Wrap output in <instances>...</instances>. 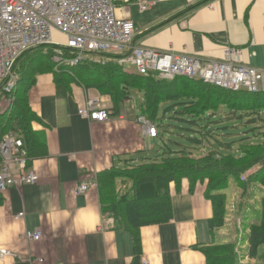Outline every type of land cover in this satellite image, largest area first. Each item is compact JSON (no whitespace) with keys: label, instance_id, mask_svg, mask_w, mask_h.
Wrapping results in <instances>:
<instances>
[{"label":"crops","instance_id":"crops-1","mask_svg":"<svg viewBox=\"0 0 264 264\" xmlns=\"http://www.w3.org/2000/svg\"><path fill=\"white\" fill-rule=\"evenodd\" d=\"M141 2L152 4L141 10ZM115 14L133 21V45L264 69V0H124ZM227 48L237 52L227 57ZM91 96L109 109L107 121L78 115ZM28 101L41 121L31 126L42 135L46 155L28 163L35 183L1 192L0 249L9 253L0 264H206L196 248L211 240L205 184L187 178L170 184L172 217L139 229L137 259L129 233L101 211L99 173L136 163L135 155L147 150L138 114L113 113L108 96L78 83L65 92L50 72L36 76ZM88 180L97 186L77 192ZM19 212L24 215L15 219ZM27 230L41 238L27 241Z\"/></svg>","mask_w":264,"mask_h":264},{"label":"trees","instance_id":"trees-1","mask_svg":"<svg viewBox=\"0 0 264 264\" xmlns=\"http://www.w3.org/2000/svg\"><path fill=\"white\" fill-rule=\"evenodd\" d=\"M54 52L53 47L41 45L28 49L17 59L14 70L19 61L15 71L18 77L10 94L12 102L0 112V139L9 131L17 133L27 151L28 163L32 158L46 155L42 135L33 131L31 126L33 122L41 121L28 101L36 76L46 72L52 73L57 86L65 92L74 82L108 96L115 114L125 101L131 99L132 90L142 91L144 100L138 116L154 123L157 130L160 110L163 113L168 111L174 119L187 121L186 117H190L188 122L193 124L206 118L207 125L216 122L226 110L227 119L244 120L247 125L242 131L246 135L237 138V141L242 140L238 156L223 150V145L229 146L230 143L214 139L212 130L226 129L229 125L208 129L202 124V139L207 142L214 140L221 147L214 145L206 150L160 148L161 152L153 159L140 163L127 160L120 168L112 167L100 172L97 182L101 211L113 219L117 228L129 233L137 259L141 247L139 229L168 222L172 217L170 184L178 185L182 178H187L191 185L198 181L205 184L204 195L212 205V216L208 222L211 240L196 246L204 254L206 264H264V91H231L200 79L176 77L165 80L152 74L139 75L135 71H126L118 64V55L111 53H87L76 66L63 64L55 69L51 59ZM1 97L5 95L0 91ZM226 118L220 117L219 120ZM239 125L231 127L239 129ZM230 184L239 203L233 208L235 232L226 242V235L216 236L215 231L227 229L229 209L224 190ZM119 185H123L122 190L117 188ZM150 200L154 201L152 205L148 204ZM2 201L0 192V204ZM139 204H143L146 210L139 209ZM242 244H246L245 252L240 250ZM244 259L252 262L246 263Z\"/></svg>","mask_w":264,"mask_h":264},{"label":"built area","instance_id":"built-area-1","mask_svg":"<svg viewBox=\"0 0 264 264\" xmlns=\"http://www.w3.org/2000/svg\"><path fill=\"white\" fill-rule=\"evenodd\" d=\"M124 0H0V91L9 103L17 82L14 66L28 49L51 46L55 69L63 64L76 66L91 52L118 55L117 62L128 63L139 75L152 74L159 79L176 77L200 79L219 88L249 92L264 91V69L234 63L231 60H204L195 55L159 51L132 44L135 25L129 18L117 17L115 9ZM152 3L141 2L146 10ZM66 36L61 44L52 40V32ZM227 48L226 56L236 53ZM6 94L9 97H6ZM94 122L110 117L108 108L95 97H88L77 111ZM142 134L157 137V127L143 116L137 118ZM29 157L20 136L9 131L0 139V192L17 184H30L38 175L28 169ZM95 180L83 181L77 192L95 188ZM24 215L19 212L15 219ZM27 241L39 240V231H25ZM9 252L0 249V257ZM146 264V261H145Z\"/></svg>","mask_w":264,"mask_h":264},{"label":"rangeland","instance_id":"rangeland-1","mask_svg":"<svg viewBox=\"0 0 264 264\" xmlns=\"http://www.w3.org/2000/svg\"><path fill=\"white\" fill-rule=\"evenodd\" d=\"M52 40L58 43H65L66 42V36L57 32L53 31L52 32ZM19 65V61L16 65V69ZM124 69L126 70H133V68L126 62L123 64ZM16 69L14 70V73H16ZM143 93L140 90H132L131 93V99L127 100L126 102L123 103L121 110L122 112L126 113L129 117L133 118L139 113V108L140 105L143 103ZM9 102L7 101V98H0V112H3L6 107H8ZM165 104L162 105V107ZM106 107V106H105ZM224 114H221L218 116L219 118H226L225 116V111L223 110ZM164 115V117H162ZM172 115V113H171ZM158 117H161V119L157 120V123L159 125L158 127V133L159 137L157 138H147L146 139V146L147 150L141 154L135 155L134 162L140 163L143 162L147 159H153L155 156L158 155V153L161 152L160 148H163L164 150H167L168 148L171 150H177L181 147H192L193 149L196 148L197 150H206V148H211L212 146L215 145V147L219 148L221 147L217 142L215 143L214 140L211 141H206L202 139L201 136V131L202 129V124L207 125L208 119L203 118L202 120H198L196 124H193L191 122H188L190 120V117H186L187 121L181 120V119H174L172 116H170L169 112H162V110L159 111ZM183 118V117H182ZM217 119L216 122L210 123L207 125L208 127H221L224 125H229L230 127L228 128H220V129H214L215 136L214 139H217L218 141L222 143H230L229 146L223 145V150L232 153L233 155L238 156L239 155V145L242 144V140L237 141V138L240 136L246 135V133H242V131L245 129L247 126L244 123V120H237V119H223L219 120ZM211 120H214L211 118ZM242 123V124H241ZM239 125V129L235 127H231V125ZM211 129V128H208ZM205 130V129H204ZM236 134V135H231V134ZM235 139L236 141H233ZM199 140V142H197ZM246 142V140H243ZM160 146V147H159ZM242 187V186H241ZM118 189H123L122 186H117ZM224 193L226 194L227 197V209H229V213H227V223H226V231L222 232L221 230L215 231L216 236L221 235V233H224L226 235V242L230 241L232 239V235L234 234L235 230L233 228L234 224V213L235 211L233 210L234 206L236 207V203H239L238 197L234 196V187L232 184L229 185L228 188L224 190ZM238 193V192H237ZM235 197V199H234ZM254 196H252L253 198ZM260 197V195H259ZM238 201V202H237ZM154 201L150 200L149 205H152ZM147 205V206H149ZM255 207V205H254ZM139 209L142 211L146 210V207H144L143 204H139ZM219 238V237H218ZM217 238L219 242H224L221 241ZM240 247L241 252H245L246 250V244H242ZM244 261L247 263L249 261L252 262L250 259H244ZM261 263V262H260Z\"/></svg>","mask_w":264,"mask_h":264},{"label":"bare ground","instance_id":"bare-ground-1","mask_svg":"<svg viewBox=\"0 0 264 264\" xmlns=\"http://www.w3.org/2000/svg\"><path fill=\"white\" fill-rule=\"evenodd\" d=\"M154 124V123H153ZM155 125V124H154ZM156 126V125H155ZM157 127V126H156ZM158 135V134H157Z\"/></svg>","mask_w":264,"mask_h":264}]
</instances>
